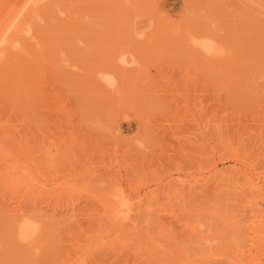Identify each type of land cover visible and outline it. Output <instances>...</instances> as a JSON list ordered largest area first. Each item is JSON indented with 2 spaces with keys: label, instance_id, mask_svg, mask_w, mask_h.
<instances>
[{
  "label": "rangeland",
  "instance_id": "rangeland-1",
  "mask_svg": "<svg viewBox=\"0 0 264 264\" xmlns=\"http://www.w3.org/2000/svg\"><path fill=\"white\" fill-rule=\"evenodd\" d=\"M28 3L0 0V264H264V0Z\"/></svg>",
  "mask_w": 264,
  "mask_h": 264
},
{
  "label": "bare ground",
  "instance_id": "bare-ground-1",
  "mask_svg": "<svg viewBox=\"0 0 264 264\" xmlns=\"http://www.w3.org/2000/svg\"><path fill=\"white\" fill-rule=\"evenodd\" d=\"M29 2H30V4H29V3H28V4L31 6L33 12L36 11V10H38V7L44 5V4H43V0H29ZM24 3H25V2H24ZM41 4H42V5H41ZM22 6H23V5H22ZM21 8H22V7H21ZM26 8H27V6H26ZM28 8H30V7H28ZM28 8H27V9H28ZM19 10H20V9H19ZM25 11L27 12V10H25ZM29 12H31V11H29ZM19 13H20V12H19ZM38 13H39V12H38ZM38 13H36V14H38ZM16 14H17V13H16ZM16 14H15V15H16ZM24 14H25V13H24ZM31 14H32V13H31ZM31 14H30V15H31ZM25 15H26V14H25ZM27 15H28V14H27ZM37 17H38V16H37ZM23 19H24V18H23ZM25 19H26V18H25ZM19 21H20V20H19ZM19 21H18V23L15 24L14 27H13V26L11 27V28H13V32H14V33L17 32L18 30L21 31V29H19V28L21 27V25H19V23H20ZM7 22H8V21H7ZM23 22H25V21H23ZM25 23H26V22H25ZM27 23H28V22H27ZM27 23H26V24H27ZM23 24H24V23H23ZM9 25H10V24H9ZM9 25H8V26H9ZM13 25H14V24H13ZM4 26H5V25H4ZM19 26H20V27H19ZM2 29H3V28H2ZM9 31H10V30H9ZM6 33H7V32H6ZM10 33H11V32H10ZM10 33L8 32V34H6V35L4 34L5 36L3 37V40H1V41H4V42H5V43L3 42V44H7V43H8V44H11V43H9V42L12 40V38H13L12 36H13L14 34L11 33L12 35H9ZM18 34H19V33H18ZM2 35H3V34H2ZM14 36H15V35H14ZM15 40H16V39H15ZM15 40H14V41H15ZM12 41H13V40H12ZM14 41H13V42H14ZM13 42H12V43H13ZM0 43H1V42H0ZM16 43H17V42H16ZM11 45H12V44H11ZM15 46H16V44H15ZM15 46H14V47H15ZM1 47H2V46H1ZM3 48L5 49L4 46H3ZM6 48H7V46H6ZM1 49H2V48H1ZM4 49H2V50H4ZM2 53H3V52H2ZM0 58H1V57H0ZM1 60H2V59H1ZM22 224H23V223H22ZM19 227H20V233H22V232H24L25 230H26V231L29 230V228H30L31 226H30V223H25V224H23L22 226H19Z\"/></svg>",
  "mask_w": 264,
  "mask_h": 264
}]
</instances>
